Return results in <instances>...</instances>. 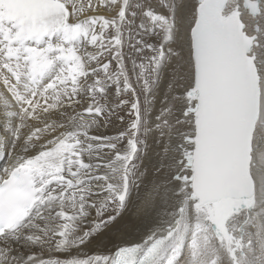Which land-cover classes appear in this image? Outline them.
Wrapping results in <instances>:
<instances>
[{
    "label": "snow or ice",
    "instance_id": "snow-or-ice-1",
    "mask_svg": "<svg viewBox=\"0 0 264 264\" xmlns=\"http://www.w3.org/2000/svg\"><path fill=\"white\" fill-rule=\"evenodd\" d=\"M0 264H264V0H0Z\"/></svg>",
    "mask_w": 264,
    "mask_h": 264
},
{
    "label": "bare ground",
    "instance_id": "bare-ground-1",
    "mask_svg": "<svg viewBox=\"0 0 264 264\" xmlns=\"http://www.w3.org/2000/svg\"><path fill=\"white\" fill-rule=\"evenodd\" d=\"M87 251V250H86ZM89 254H91V253H89Z\"/></svg>",
    "mask_w": 264,
    "mask_h": 264
}]
</instances>
